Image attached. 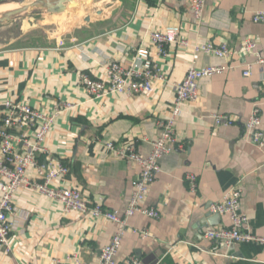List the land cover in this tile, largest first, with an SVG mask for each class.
<instances>
[{
  "label": "crops",
  "instance_id": "1",
  "mask_svg": "<svg viewBox=\"0 0 264 264\" xmlns=\"http://www.w3.org/2000/svg\"><path fill=\"white\" fill-rule=\"evenodd\" d=\"M113 1L108 13L97 10L98 18L90 16L93 0L73 8L68 20L91 19L59 39L0 49V102L22 100L46 112L63 103L74 105L58 115L45 140L47 152L38 155L43 168L31 169L29 175L40 179L50 161L60 162L70 172L56 184L79 188L91 202L122 213L140 168L111 154L105 143L135 141L140 152L150 151L151 140L161 132L159 122L171 111L174 83L183 80L191 65V50L171 45L169 55L156 56L168 81L157 82L146 96L93 98L84 89L82 74L99 78L111 61L130 62L138 48L150 46L149 34L155 29L176 27L191 41H226L236 51L233 68L199 81L198 99L184 105L175 124L179 142L161 159L162 170L147 196L145 204L156 206L161 216L129 219L116 264L133 255L142 264H264L263 244L246 241L215 251L217 243L204 235L208 228L230 226L227 214H219L215 225L206 216L236 184L243 189L241 207L252 231L264 235V145L254 143L244 126L259 105L264 133V72L255 66L251 76H243L255 57L242 51L243 41L251 37L264 54V22L252 19L264 9V0H207L201 23L188 0ZM221 63L225 60L201 55L196 65ZM216 113L230 114L237 123L216 126ZM188 172L198 176L196 192L185 181ZM15 205L12 250L0 249V264H56L74 252L100 264L102 248L119 229L102 217L68 214L59 202L29 188L17 192ZM133 228L147 229L150 235L143 237Z\"/></svg>",
  "mask_w": 264,
  "mask_h": 264
},
{
  "label": "built area",
  "instance_id": "2",
  "mask_svg": "<svg viewBox=\"0 0 264 264\" xmlns=\"http://www.w3.org/2000/svg\"><path fill=\"white\" fill-rule=\"evenodd\" d=\"M194 18L201 23L207 5V0H188ZM253 21L264 22V9L254 12ZM150 46L138 48L130 62L124 63L113 60L104 67L102 77L95 78L85 73L81 82L88 95L93 98H102L107 95H150L154 92L157 82H167L168 77L163 72L158 57L169 55L170 46L178 45L189 48L192 62L182 81L174 83V102L169 115L159 122L161 132L151 140V149L142 153L135 141L126 144H117L114 141L105 143L107 150L121 158L135 163L140 170L132 182L131 196L125 210L107 208L103 202H91L86 199L79 188L59 186L56 181L70 172V168L60 162L52 160L47 166L46 173L40 179L31 178V169L43 168L38 161V155L47 152L45 140L51 132L61 111L73 108L70 103H63L52 111L46 112L29 102L17 99H5L0 102V249L10 252L12 232L15 229L12 215L16 210L15 196L23 188H29L55 200L62 205L68 214H80L92 218H105L118 224L119 229L111 241L102 248L100 264H116V256L122 245L125 232L128 230L129 219L137 214L158 219L161 216L156 206L145 204L151 186L161 172V159L172 152L179 142L175 124L186 103L195 102L199 97V81L203 78L222 74L233 68L236 51L226 41L215 42L191 41L183 37L179 28L167 27L150 32ZM257 40L245 38L242 51L245 55H253L255 60L243 69V76H251L253 68L258 66L264 72V54L257 50ZM201 55L214 56L225 60L221 64H206L197 66ZM216 126L236 124V119L230 114L216 113L213 115ZM262 110L256 105L244 121V126L250 134L251 140L259 146L264 145V133L261 130ZM20 147V148H19ZM184 148L183 143L179 144ZM185 181L192 192L198 190V176L194 172L185 175ZM243 189L240 184L234 185L228 194L212 204L210 211L218 214H227L230 217L229 227L208 228L204 235L214 240L217 245L231 248L237 243L253 241L264 245V235L252 231L250 217L241 207ZM137 234L147 237V229L133 228ZM56 264H91L79 252L69 255L65 261L57 260ZM125 264H142L135 255ZM194 264V263H192Z\"/></svg>",
  "mask_w": 264,
  "mask_h": 264
},
{
  "label": "rangeland",
  "instance_id": "3",
  "mask_svg": "<svg viewBox=\"0 0 264 264\" xmlns=\"http://www.w3.org/2000/svg\"><path fill=\"white\" fill-rule=\"evenodd\" d=\"M114 2L113 0H93V10L90 16L98 18V9H105V13H108ZM67 8L66 16L56 12L41 11L1 23L0 49L21 45L44 44L48 40L59 39L61 35L68 34L71 32L70 30L86 23L85 18L77 19L75 22L68 20L67 18L70 19L71 17L69 13L73 8L69 5Z\"/></svg>",
  "mask_w": 264,
  "mask_h": 264
},
{
  "label": "water",
  "instance_id": "4",
  "mask_svg": "<svg viewBox=\"0 0 264 264\" xmlns=\"http://www.w3.org/2000/svg\"><path fill=\"white\" fill-rule=\"evenodd\" d=\"M85 1L86 0H0V5H16V8L5 10L0 13V24L13 18L39 13L41 11L61 13L65 11L68 3L69 6L75 8L81 6ZM90 19V16L85 18L86 21ZM219 216L218 213L213 214V212H209L206 217L212 225H215L219 222Z\"/></svg>",
  "mask_w": 264,
  "mask_h": 264
},
{
  "label": "bare ground",
  "instance_id": "5",
  "mask_svg": "<svg viewBox=\"0 0 264 264\" xmlns=\"http://www.w3.org/2000/svg\"><path fill=\"white\" fill-rule=\"evenodd\" d=\"M69 5V3H68ZM13 8H16V5H13V4H3V5H0V13L2 11H5V10H9V9H13ZM68 8H66L65 10H67Z\"/></svg>",
  "mask_w": 264,
  "mask_h": 264
}]
</instances>
